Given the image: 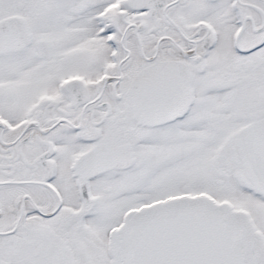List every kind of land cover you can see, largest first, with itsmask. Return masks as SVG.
<instances>
[{
  "label": "snow or ice",
  "instance_id": "6c2138e0",
  "mask_svg": "<svg viewBox=\"0 0 264 264\" xmlns=\"http://www.w3.org/2000/svg\"><path fill=\"white\" fill-rule=\"evenodd\" d=\"M0 264H264V0H0Z\"/></svg>",
  "mask_w": 264,
  "mask_h": 264
}]
</instances>
